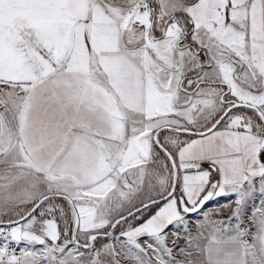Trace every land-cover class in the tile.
I'll list each match as a JSON object with an SVG mask.
<instances>
[{
	"label": "snow or ice",
	"instance_id": "obj_1",
	"mask_svg": "<svg viewBox=\"0 0 264 264\" xmlns=\"http://www.w3.org/2000/svg\"><path fill=\"white\" fill-rule=\"evenodd\" d=\"M0 264H264V0H0Z\"/></svg>",
	"mask_w": 264,
	"mask_h": 264
}]
</instances>
